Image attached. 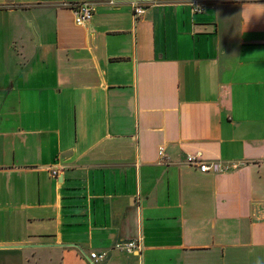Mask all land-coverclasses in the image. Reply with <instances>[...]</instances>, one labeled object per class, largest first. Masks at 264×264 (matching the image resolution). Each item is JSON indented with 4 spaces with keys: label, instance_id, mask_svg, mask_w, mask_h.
<instances>
[{
    "label": "crops",
    "instance_id": "obj_1",
    "mask_svg": "<svg viewBox=\"0 0 264 264\" xmlns=\"http://www.w3.org/2000/svg\"><path fill=\"white\" fill-rule=\"evenodd\" d=\"M262 12L0 0V264H264Z\"/></svg>",
    "mask_w": 264,
    "mask_h": 264
},
{
    "label": "built area",
    "instance_id": "obj_2",
    "mask_svg": "<svg viewBox=\"0 0 264 264\" xmlns=\"http://www.w3.org/2000/svg\"><path fill=\"white\" fill-rule=\"evenodd\" d=\"M63 5H67L74 10L75 13V21L79 25L87 24L92 18L95 13L96 4L93 2H83L79 4H68L66 2ZM136 12L137 14H142L144 12V7L135 3ZM195 11L201 10L199 6L194 7ZM159 154L161 159L164 161L165 159V152L164 148L161 147L159 150ZM186 163L192 166H197L202 172H206L210 170L213 166L210 165L206 160H204L200 155L197 154H190L187 156ZM216 167V166H215ZM218 169V167H216ZM52 174L57 176L59 174L58 169H52ZM119 248H124L128 252H133L135 250L141 251L143 249V243L141 238L130 240L125 243H119L117 245ZM105 252H97L92 251L90 253V258L97 263L98 261L102 260L105 257Z\"/></svg>",
    "mask_w": 264,
    "mask_h": 264
},
{
    "label": "water",
    "instance_id": "obj_3",
    "mask_svg": "<svg viewBox=\"0 0 264 264\" xmlns=\"http://www.w3.org/2000/svg\"><path fill=\"white\" fill-rule=\"evenodd\" d=\"M55 245V244H53ZM23 247H27V246H35V245H22ZM38 246V245H37ZM42 246H51L50 244H47V245H42Z\"/></svg>",
    "mask_w": 264,
    "mask_h": 264
},
{
    "label": "clouds",
    "instance_id": "obj_4",
    "mask_svg": "<svg viewBox=\"0 0 264 264\" xmlns=\"http://www.w3.org/2000/svg\"><path fill=\"white\" fill-rule=\"evenodd\" d=\"M261 14H264V12H262ZM261 14H260V15H261Z\"/></svg>",
    "mask_w": 264,
    "mask_h": 264
},
{
    "label": "rangeland",
    "instance_id": "obj_5",
    "mask_svg": "<svg viewBox=\"0 0 264 264\" xmlns=\"http://www.w3.org/2000/svg\"><path fill=\"white\" fill-rule=\"evenodd\" d=\"M1 232V231H0Z\"/></svg>",
    "mask_w": 264,
    "mask_h": 264
}]
</instances>
